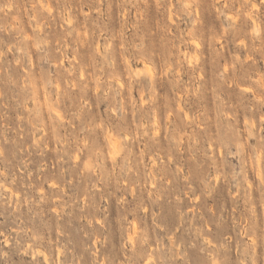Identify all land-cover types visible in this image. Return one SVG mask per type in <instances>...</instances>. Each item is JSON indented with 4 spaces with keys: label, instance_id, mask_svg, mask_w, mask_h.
Returning <instances> with one entry per match:
<instances>
[{
    "label": "rangeland",
    "instance_id": "374dc122",
    "mask_svg": "<svg viewBox=\"0 0 264 264\" xmlns=\"http://www.w3.org/2000/svg\"><path fill=\"white\" fill-rule=\"evenodd\" d=\"M38 1L0 0V264H264V0Z\"/></svg>",
    "mask_w": 264,
    "mask_h": 264
},
{
    "label": "bare ground",
    "instance_id": "6f19581e",
    "mask_svg": "<svg viewBox=\"0 0 264 264\" xmlns=\"http://www.w3.org/2000/svg\"><path fill=\"white\" fill-rule=\"evenodd\" d=\"M41 2L40 0L38 1V3ZM43 5V4H42ZM42 7V6H41ZM8 243V240L6 241ZM7 246V245H6ZM45 262L48 263V257L45 255Z\"/></svg>",
    "mask_w": 264,
    "mask_h": 264
}]
</instances>
